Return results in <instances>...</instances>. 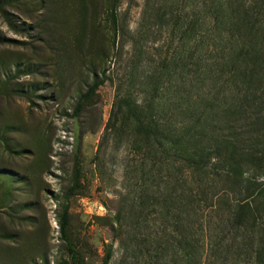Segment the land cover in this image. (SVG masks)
Listing matches in <instances>:
<instances>
[{"label": "rangeland", "instance_id": "obj_1", "mask_svg": "<svg viewBox=\"0 0 264 264\" xmlns=\"http://www.w3.org/2000/svg\"><path fill=\"white\" fill-rule=\"evenodd\" d=\"M253 1L0 0V264H101L107 248V264H184L178 233L202 238L203 264H264V215L230 227L239 194L216 199L228 186L213 174L179 210L176 166L132 151V127L109 119L121 96L163 132L224 126L235 89L216 75L211 8L225 25Z\"/></svg>", "mask_w": 264, "mask_h": 264}, {"label": "trees", "instance_id": "obj_2", "mask_svg": "<svg viewBox=\"0 0 264 264\" xmlns=\"http://www.w3.org/2000/svg\"><path fill=\"white\" fill-rule=\"evenodd\" d=\"M236 3L230 9L225 25L216 18L222 6L213 3L211 8V45L215 49V42L219 44L218 60L221 61L214 65L216 75L220 81H231L235 89L230 103L222 111L224 126L216 128L212 125L202 133L203 127L202 132L195 134L193 124L195 126L198 122L195 119L193 124L181 122L163 132L164 123L152 119L147 113L150 109L147 103L136 104L121 96L116 97L109 119L110 122L128 123L132 127L133 139L142 144L133 146L132 151L138 153L145 149V155L160 161V164L176 166L172 192L179 197L178 200L203 197L204 190L200 188L203 182L211 174L221 178L228 187L222 189L220 197L215 198L224 197L226 201L232 194H239L236 201L229 200L231 203L226 211L230 227L242 228L247 221L253 222L264 215V188L257 182L259 176H264V0ZM98 85L95 82L91 88ZM182 171L190 174L189 181ZM192 183L195 191L190 189ZM75 186L74 183L69 193ZM171 194L165 192L161 197H170ZM205 201L192 200L196 206L191 210L201 211L206 206ZM177 202L179 210L186 206L180 200ZM176 225L179 230L183 227L180 221ZM177 236L181 239L174 250L178 255L176 261L203 264L202 238L200 241L193 239L191 233L190 238L187 233L186 238L181 233ZM209 247V251L214 253L219 249L218 241ZM262 252L264 248L258 247L256 259ZM109 258L110 248H107L101 264H107Z\"/></svg>", "mask_w": 264, "mask_h": 264}]
</instances>
